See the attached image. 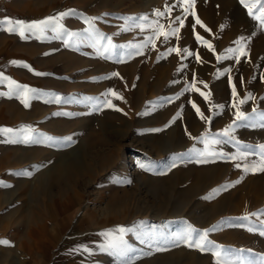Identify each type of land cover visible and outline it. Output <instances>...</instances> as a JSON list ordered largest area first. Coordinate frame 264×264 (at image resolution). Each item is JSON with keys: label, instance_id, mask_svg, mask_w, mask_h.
<instances>
[{"label": "rangeland", "instance_id": "1", "mask_svg": "<svg viewBox=\"0 0 264 264\" xmlns=\"http://www.w3.org/2000/svg\"><path fill=\"white\" fill-rule=\"evenodd\" d=\"M67 2L68 7L78 10L77 15L84 24L85 17L97 18L94 23L100 28L101 45L106 46L110 39L112 44L120 46L115 48V56L110 61L106 55L112 52L101 54V48L99 62L94 65L99 69L101 83L116 80L115 87L108 83L100 88L99 98L105 99L103 94L109 89L123 97L107 96L114 107L99 104V110L62 112L61 118L69 120V131L73 130V120L77 125L81 121L84 124L77 127L78 136L69 147L74 155L84 156L78 160L83 163L84 173L68 175L69 184L78 183L81 188L74 194L76 203L90 210L92 201L98 198L99 209H105V201L111 193L108 183L124 169L127 173L125 179L131 180V183L121 184V189L116 192L119 196L115 194L112 199L125 196L126 204L112 208L125 221L131 220L127 223L132 227L130 264H216L212 252L190 248L177 239L189 226L198 232L214 229L208 232V239L224 249L233 252L250 250L236 253L243 259L264 255V236L259 234L260 237L253 238L248 231L250 226L259 231L261 222H264V215H258L264 211V198L255 201L257 194L261 196L263 193L264 196V191H259L263 182L255 186L260 187L254 191L255 196H249L252 190L249 188L251 183L246 182L247 174L235 175L234 169H231L221 179L225 170L221 164L213 163L208 166L216 165L218 174L200 181L197 171L198 166L203 164L189 163V150L204 146L202 140L195 137L223 130L235 120L236 117H231L218 128L212 124L214 118L225 112L228 87L244 86L245 94L241 98H246L248 94L254 97L244 103L246 110L242 112L264 109V70L261 69L264 68V29L248 15L240 0H231L233 5L226 12L220 10L223 0H196L194 8L190 9V13L195 15H186L178 0ZM197 2L208 5L207 17L199 14ZM157 10L164 15L157 16ZM130 17L134 20H129ZM144 17L147 19H142ZM177 17L183 20V26ZM197 17L203 26L196 23ZM154 21L157 22L155 25ZM134 23H142L143 29L135 27ZM125 26L130 30H123ZM175 28H179L178 36L165 39L164 35L158 34ZM197 33L209 41L214 50L197 41ZM241 37L245 38L246 56L240 57L239 62L235 56L217 60L218 55H228L227 49L237 47L235 42ZM130 45L140 46L138 50L141 54L129 55V52L137 51ZM171 48L180 51L169 53ZM185 49L198 54L199 59L196 55H188ZM236 63L244 67V78L240 82L233 78ZM226 69L230 71L226 72ZM223 70V75H217ZM112 73L118 75L113 76ZM191 84H195L200 91H185ZM221 85L223 89L219 94L217 89ZM259 89L262 90L260 93L252 94ZM200 92L211 95L205 100ZM193 102L205 117L211 119H201ZM210 104L224 107L219 109L210 107ZM145 112L148 114H142ZM91 122L94 126H88ZM258 129L253 128L245 138H240V151L247 150L245 145H264V132L261 130L260 133ZM235 149L238 150L237 145ZM196 157L200 156L196 154ZM227 160L228 166L235 167L237 161ZM137 161L151 164V170L141 169ZM173 162L175 166L170 167ZM55 164L53 160V166ZM146 219L149 225L161 227L159 230L148 228L147 235L144 233L143 236L138 228L140 223L144 225ZM149 237L152 239L149 240ZM137 241H144L142 246L147 247L136 246ZM116 264H121L120 259L117 258Z\"/></svg>", "mask_w": 264, "mask_h": 264}, {"label": "crops", "instance_id": "2", "mask_svg": "<svg viewBox=\"0 0 264 264\" xmlns=\"http://www.w3.org/2000/svg\"><path fill=\"white\" fill-rule=\"evenodd\" d=\"M67 4V0H0V19L11 17L31 22L60 12L75 10L76 15L64 18L62 23L67 30L81 34L79 38L73 37L66 44L64 39H40L36 36L23 39L18 34L0 30V73L19 84L40 91L39 98H31L29 106L25 107L18 96L8 95L10 89L7 81L0 84V128L18 130L23 126H31L34 137L37 134H44L37 137L44 142L12 143L5 141L19 140L15 131L8 134L0 133V240L10 242L7 245L0 244V264H116L117 257L110 252L99 250V244L104 242L99 234L118 226L132 229L127 224L131 220L125 221L123 216L116 214L113 209L126 204L125 196L112 199L115 194L119 196L116 192L121 189V184L115 183V180L120 179L119 176L123 179L127 177L124 169L118 172L119 175L115 174L113 181L108 183L111 193L105 201L103 210L99 209L98 198L92 201L90 210H86L82 204L78 205L74 194L81 191V188L78 187V183L68 182V175L77 176L84 173L83 163L78 161L84 156H76L69 150L78 136L77 127L84 124L81 121L77 125L73 120L71 125L73 130L69 131V120L61 118L62 112L93 111L94 105L99 108L96 100L90 101L87 98H99L100 88L108 83L109 86L115 87L116 80L101 83L99 69L95 68L101 57L98 51V47L101 46L99 26L94 23V32H85L89 25L84 24L83 19L77 15L76 8L68 7ZM46 35L52 37L55 33L48 32ZM114 51L115 49H112V53L106 55L108 61L114 58ZM12 61L23 62L29 67L13 64ZM234 68L233 78L237 82L242 81L244 67L236 63ZM223 74L224 70L220 75ZM231 77L232 75L229 78ZM232 88V86L227 88L228 98L224 100L227 101L226 109L219 118L213 119L214 127H221L229 118L236 117V108L232 106L234 103L238 105L240 111L246 110L244 104L242 106L239 104L241 96L245 94L244 86L235 87L238 93L236 97L232 95ZM218 89L217 93L218 91L219 94L222 93V85ZM260 90L258 92L254 90L252 94L260 93L262 91ZM56 97L60 98V102H56ZM90 124L87 125L94 126L93 122ZM253 128L254 130L260 128L258 132L262 133L261 130L264 132L261 127L236 126L232 135L236 141L241 142L240 138H245ZM218 131L211 134H219L223 130ZM48 136L56 139L47 141ZM69 137L70 140L65 139ZM214 138L223 137L215 135ZM235 146L233 143H222L213 147L217 152L228 154L231 151L229 153L234 154L237 152ZM204 148L205 145L203 148L199 146L198 149ZM201 158L189 152V163L194 161L195 164H199L196 161ZM252 159H258V156L249 157V160ZM53 160L56 162L54 166ZM207 160L208 162L201 164L207 165L210 169H215L216 165L212 167L208 164L222 165L221 168L225 171L221 179L231 169H234L235 175L246 174L242 167L228 166L227 159L209 156ZM241 163L243 164V161ZM247 177L248 181L243 182L251 183L249 188L253 192H249V196H255L254 191L260 188L259 185L255 186L260 181L263 183L259 191H264V172H249ZM68 191L72 193L68 194ZM263 198V193L261 196L257 194L255 201ZM140 224L138 229L143 232V236L144 233L147 235L148 228L159 230L161 227L149 225L147 219L143 221L144 225ZM130 233L131 231L127 232L124 237L130 249L129 254L132 243ZM251 233L250 236L253 238L260 237L259 231ZM80 245L91 247L93 253L89 255L72 251Z\"/></svg>", "mask_w": 264, "mask_h": 264}, {"label": "snow or ice", "instance_id": "3", "mask_svg": "<svg viewBox=\"0 0 264 264\" xmlns=\"http://www.w3.org/2000/svg\"><path fill=\"white\" fill-rule=\"evenodd\" d=\"M178 3L181 4L184 8L185 14H192L195 15L194 12L190 13V9H193L196 3V0H178ZM240 3L248 10V15L251 16L255 21L258 22L259 27L261 29H264V0H240ZM76 15L75 10H68L64 12H60L53 16H48L41 20H32L31 22L24 21L22 19H14L11 17H4L3 19H0V30L7 31L12 34H18L23 39H28L30 36H36L40 39H64L65 43L68 44L69 41L73 39V37L79 38L81 35L77 32H72L67 30L62 21L64 18ZM157 16L164 15V13L157 10L156 12ZM85 22L89 25V28L85 30V32H94V21L97 19L95 17L93 18H87L85 17ZM129 20H134V18H128ZM142 19H147L146 17ZM177 20L180 21L181 26H183V20L180 19V17H177ZM157 22H153V25H155ZM197 24H202V21L199 20L197 17L196 19ZM135 27L143 29L144 25L142 23H134ZM206 27V26H205ZM123 30H130L128 26H125ZM52 32L55 33L54 36L48 37L46 33ZM179 28L171 29L169 32H161L158 34L164 35L165 39H167L169 36H178ZM102 39V38H101ZM151 40L152 38L149 37ZM197 41H201L204 45H206L209 49L214 50L211 43L207 40H205L203 37H201L198 33L196 34ZM244 37H241L238 41L235 43L237 44V47L235 48H229L227 49L228 55H222L217 56V60H224L230 58V56H235L237 62H239L240 57L246 56L247 52L245 50L244 45ZM120 46L112 44L111 40H108V43L106 46H99L98 51L102 48L101 54L109 53L112 49L118 48ZM130 47L137 49L135 53L129 52V55H139L141 54L138 50L140 46L138 45H130ZM169 53L171 52H177L180 51L177 48H171L168 50ZM187 52L188 55H196V58L199 59L198 54H194L191 52H188L187 49L184 50ZM13 64H23V62L18 61H12ZM24 67H29L27 64H23ZM226 72L230 71V69H226ZM221 73H217V75H220ZM36 75H46V73H36ZM113 76L118 75V73H112ZM7 81L8 87L10 89L8 95H16L18 96L22 102L24 103L25 107L29 106V100L31 98H39L40 91L38 89L30 88L28 85L19 84L17 81L11 79L10 77H4L2 73H0V84ZM201 83H204L201 81ZM207 87V85H205ZM189 89L200 91L198 88L195 87V84L188 85L187 88H185V91H188ZM32 94H35L34 96ZM111 94L112 96H116L119 99H123L122 96H120L118 93H116L114 90L109 89L107 93L103 94L105 99L101 100L100 98H87L88 100H96L100 105L107 106V107H114V105L111 103L109 99H107V96ZM200 94L205 98V100H208L210 97V93H204L200 92ZM232 95L233 97H236L238 93L236 92L235 85H233L232 88ZM251 94H248V96L244 99L239 100V104H244L248 100L253 99ZM56 102H60V98L56 97ZM234 108H236V118L233 121L232 124L228 125L223 131L219 134H211V133H205L202 137H195L194 139L202 140V142L205 145L204 149H196L193 147L190 149V153H196L198 156L202 157L201 159H197V163H206L208 162L207 157H219V158H227L230 160L237 161L235 164V167L237 168H243L244 172L247 174L249 172H264V145H245L244 147L247 149L246 151H240L239 150V142L236 141V138L232 135V132L236 126H244V127H261L264 128V112L259 111L258 109H253L252 113H244L240 111L238 105L234 103L232 105ZM193 107L196 109V111L200 114L201 119L210 120L211 117H205L204 114L200 111L199 107L195 105L193 102ZM210 107H216L219 109H223L224 105H211ZM94 110H99L96 105L93 106ZM144 115L148 114L147 112L142 113ZM179 116V113H178ZM16 132L19 136V140L13 139L10 141L5 142H23V143H39L44 142L41 141L38 136H43L44 134H37L36 137H34L33 133L34 130L31 128V126H23L21 129L13 130L9 128H0V133L8 134ZM150 131H161V129H151ZM215 135H219L223 137L222 139H216L214 138ZM55 137H46L47 141H54ZM66 140H70L71 138H65ZM228 144L233 143L236 144L238 147V150L234 154H227L224 152H217L214 149V145L217 144ZM258 149V151H257ZM183 155V154H181ZM252 156H258V159H252L249 160V157ZM240 161H245L243 164L240 163ZM138 167L145 170H151L152 165L151 164H145L143 162L137 161ZM175 162H173L170 167H174ZM25 175H31V173H22ZM115 183L119 184H130L131 180L128 179H117L115 180ZM218 191V190H214ZM258 215H264V211H261L258 213ZM244 219H247L245 217ZM243 226V225H241ZM132 229L118 226L117 228L113 229H107L102 231L99 235L103 237L104 242L99 244L98 248L102 252H110L113 256L120 259L121 264H130L129 252L130 249L127 247L126 241L124 239L125 234ZM214 229H207L203 230L202 232H198L195 228H192L191 226L188 227V229L181 235L177 237L178 240H180L183 243H186L188 247L190 248H197L201 252H212L213 255L216 257V264H264V255L260 256L256 259H243L240 256L236 255V253H243L245 251L250 250H236L233 252L232 250L224 249L223 246L216 245L214 241L208 239V232L212 231ZM258 230L255 226L248 227V231H256ZM194 233L196 234L194 236ZM259 234L264 235V222H261L259 226ZM152 238L149 237V240ZM10 242L7 240H0V244H9ZM157 250H164L161 248H157ZM74 252H81L85 254L91 255L93 253V249L87 245H80L77 248L73 249ZM233 256H236L235 259H233Z\"/></svg>", "mask_w": 264, "mask_h": 264}, {"label": "bare ground", "instance_id": "4", "mask_svg": "<svg viewBox=\"0 0 264 264\" xmlns=\"http://www.w3.org/2000/svg\"><path fill=\"white\" fill-rule=\"evenodd\" d=\"M221 4H222V6L220 7L221 12H224V11L226 12V9H228L229 6L233 5V4H231V0H223V2H221ZM197 9H198V12H199L200 15H203V16L207 17V15L209 14V11H208L209 7H208V5H206L205 2H199L197 4ZM199 73H201V72H199ZM194 123L195 122H193V124ZM199 166H198L199 169L197 171V179L200 180V181L203 178H205V179L213 178L214 176H216L218 174L217 173V171H218L217 169H213V168L210 169L209 167H207V165H203V166L199 165ZM143 244H144V241H143V243H142V241H138L137 246L139 247V246H142Z\"/></svg>", "mask_w": 264, "mask_h": 264}]
</instances>
